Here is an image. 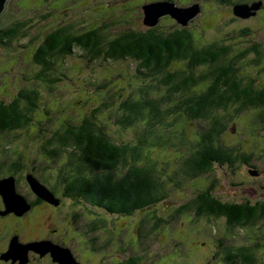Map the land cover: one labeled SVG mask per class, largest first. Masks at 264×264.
I'll list each match as a JSON object with an SVG mask.
<instances>
[{
    "label": "rangeland",
    "instance_id": "rangeland-1",
    "mask_svg": "<svg viewBox=\"0 0 264 264\" xmlns=\"http://www.w3.org/2000/svg\"><path fill=\"white\" fill-rule=\"evenodd\" d=\"M147 1L151 0L8 1L0 16V37L4 39L1 30L16 21L24 23L27 33L10 43L1 42L0 38V100L8 102L28 88H36L39 97L26 125L0 133V178L13 175L17 192L30 203L21 214L28 215L24 223L14 224L7 217L0 221V243L9 232L20 230L22 234V238H10V243L21 250H6L5 259L24 264L34 252L41 257L38 264H53L47 244L43 252L26 251L23 247L33 241L50 240L68 247L81 264H232L224 261L225 251L257 241V225L232 228L223 217L197 214L192 201L208 187L224 202L264 201V112L231 102L219 107L214 116L223 128L215 136L214 144L236 158L223 164L215 161L203 172H192L188 171L185 159L203 140L211 121L185 113L180 94L171 93L159 80L161 75L148 78L131 58L88 60L75 52L62 61H54L45 70V78L35 76L41 67L32 57L46 33L64 22L85 27L92 23L116 24L108 28L110 34L131 27L145 29L141 5ZM169 1L180 6L198 2L199 12L185 25L192 33L197 30L195 45H228V57L234 58L240 72L253 81V89H261L257 82L264 85V9L243 18L233 14L232 6L262 4V0ZM102 6L113 12L100 9ZM176 26L177 22L170 17L158 22V30L164 32ZM253 46L258 48V54L241 55ZM181 67H185V62L175 60L166 69L171 72ZM148 98L160 101L159 109L165 112L160 117L164 118L156 122L146 113L123 126L119 120L126 115L125 100ZM176 105L180 107L175 108ZM91 114L114 140L139 146L140 160L154 166L158 194L163 195L159 201L122 214L63 194L56 172L66 160L72 161V152L69 155V149H63L58 156H52L43 145L49 147L51 133L60 125L68 121L79 123ZM11 166L13 170H9ZM29 172L53 189L60 198L58 205L38 203L33 210L34 200H44L30 189L25 179ZM2 204L0 210L5 208L0 195V207ZM9 213L13 212L1 215ZM52 228L55 231H48ZM36 236L47 237L32 240Z\"/></svg>",
    "mask_w": 264,
    "mask_h": 264
},
{
    "label": "trees",
    "instance_id": "trees-1",
    "mask_svg": "<svg viewBox=\"0 0 264 264\" xmlns=\"http://www.w3.org/2000/svg\"><path fill=\"white\" fill-rule=\"evenodd\" d=\"M152 1L156 0L146 3ZM100 9L110 8L102 6ZM164 17L172 18L166 15L160 20ZM23 24L16 21L2 29L1 36L4 39L0 37L1 42L10 43L25 35L27 32L23 30L26 28ZM177 24L167 32L158 30L157 24L141 30L131 27L110 34L108 28L116 24L97 26L92 23L85 27L84 24L64 22L46 33L41 43L35 47L32 60L41 67L35 76L45 78V70L54 61H62L75 52L88 60H135L145 70L148 78L161 75L159 80L169 91L180 94L185 113L194 118L210 119L211 124L202 135L203 140L198 142L185 159L188 171L203 172L215 161L223 164L236 158L232 152L214 144L215 136L223 128L214 116L218 108H224L227 102H231L264 112V86L253 89V81L240 72L234 58L228 57V45L212 42L196 46L194 32L197 30L192 33L185 26ZM246 52L259 53L256 46L247 48L241 55ZM175 60L184 61L185 67L169 72L166 68ZM38 97L36 88H28L20 90L8 102L0 100V133L26 125L31 120L29 113L36 107ZM159 104V100L149 98L134 102L125 100L126 115L119 121L126 126L138 117L141 118L142 114L144 117L149 113L154 121L160 122L164 118L160 116L165 112L159 109ZM178 107L180 105L175 108ZM172 111L170 109V113ZM48 142L49 147L47 144L43 146L52 156H58L63 149H69V155L72 152V161L66 160L56 172L63 194L72 199L82 198L93 206L115 213L130 214L159 201L163 196L158 194L154 166L148 161L140 160L142 154L139 146L114 140L102 125L94 121L92 114L84 116L79 123L68 121L60 125V128L51 133ZM76 154L79 158L75 157ZM243 160L247 161L246 158ZM9 170H13L12 166ZM211 189L208 187L193 199L197 214L223 217L232 228L247 229L255 224L260 229L257 234L254 233L257 241L229 248L225 251L224 261L232 264H264L263 259H257L264 258V201L224 202L214 196ZM258 234L259 237L256 236ZM250 248L257 258L253 257Z\"/></svg>",
    "mask_w": 264,
    "mask_h": 264
},
{
    "label": "water",
    "instance_id": "water-1",
    "mask_svg": "<svg viewBox=\"0 0 264 264\" xmlns=\"http://www.w3.org/2000/svg\"><path fill=\"white\" fill-rule=\"evenodd\" d=\"M8 1L9 0H0V16L6 10ZM260 6L261 2L254 3L251 6L243 3H235L232 6V11L235 16L246 18L255 14ZM199 10L200 7L198 3L191 6H180L169 0H156L148 2L142 6L143 23L146 26H155L158 24L161 17L169 15L177 23L185 26L190 19H193L196 16ZM25 179L32 192L38 198L53 205H58L60 203V198L57 197L51 189L40 182L31 172L26 174ZM0 195L5 206L4 210H0V214L13 212L16 215H21L30 207V203L26 198L17 192L13 175L0 178ZM46 244L48 246L47 251L51 252V256L57 264H81L68 247L60 246V244L55 245L50 240L33 241L23 244V247L26 251L32 249L35 251L41 250L43 252V250L46 249ZM10 249H14V251L21 250L19 247H14L13 243H10L9 250ZM25 254L26 253L24 252V255Z\"/></svg>",
    "mask_w": 264,
    "mask_h": 264
},
{
    "label": "flooded vegetation",
    "instance_id": "flooded-vegetation-1",
    "mask_svg": "<svg viewBox=\"0 0 264 264\" xmlns=\"http://www.w3.org/2000/svg\"><path fill=\"white\" fill-rule=\"evenodd\" d=\"M264 9V0H263V4H262V6H261V8L256 12V14H258L261 10H263ZM258 83V85L260 86V88H261V86L263 87L264 85L262 84V83H259V82H257ZM34 200V199H33ZM31 203H32V200H31ZM38 203H42V204H45V205H47V206H52L50 203H47V202H45V201H41V200H34V204H33V210L35 209V207H36V204H38ZM54 207V206H53ZM0 208H3V204H2V206L0 207ZM32 210V211H33ZM6 217L7 218H11L12 220H13V222H14V224H16V223H24V221L26 220V218H28V215L25 213V214H23V215H21V216H18V215H16L15 213H9V214H7V215H1L0 214V221H3V220H5L6 219ZM28 222V221H27ZM264 226V225H263ZM48 231H55V228H52V229H49ZM15 235H17V236H19V237H21L22 238V234H21V231L20 230H14V231H12V232H9L8 233V235L6 236V238L0 243V264H21V263H19V262H21L20 260L19 261H13L12 259L11 260H8V259H5L4 257H3V255H4V253H5V251L6 250H8L9 249V245H10V242H11V240H10V238L12 237V236H15ZM47 236H36V237H33V239L32 240H36V239H42V238H46ZM10 240V241H9ZM20 241H22V240H20ZM254 243V242H253ZM250 247V246H249ZM251 249V251H252V254H253V257H255L254 256V250L252 249V248H250ZM30 258H29V262H27V263H24V264H38L39 263V261H40V259H41V257H39L36 253H34V252H31L30 253ZM255 258H257V257H255ZM257 259H263L264 260V258H257ZM53 264H57V262H52ZM256 264H257V262H256Z\"/></svg>",
    "mask_w": 264,
    "mask_h": 264
}]
</instances>
